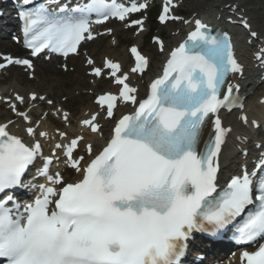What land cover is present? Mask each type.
<instances>
[{
  "label": "snow or ice",
  "instance_id": "obj_1",
  "mask_svg": "<svg viewBox=\"0 0 264 264\" xmlns=\"http://www.w3.org/2000/svg\"><path fill=\"white\" fill-rule=\"evenodd\" d=\"M146 7L90 0L51 12L41 6L22 13L21 18L26 34L38 33V42L35 35L28 42L33 55L45 48L68 55L77 52L81 41L93 38V14L99 24L109 16L124 20L128 13ZM169 11L165 6L159 17L162 23L182 19ZM183 22L194 23V30L171 52L162 77L151 83L147 99L116 122L106 147L86 167L81 165L83 157L74 156L83 136L55 145L63 151L68 167L83 172L81 180L68 182L59 171L51 174L53 161L48 157L40 172L47 184L39 185L40 196L34 203L23 213L16 206L13 217L12 209L5 206L11 198L0 201V259L7 264H179L184 242L193 232L214 235L241 216L245 219L235 229L236 242L264 239V158L252 171L244 168L218 190L219 156L230 131L222 126L218 113L236 105L233 93L238 86L226 80L229 73H242V67L228 33L213 34L200 19ZM240 22L250 28L246 20ZM157 42L163 51L162 42ZM131 52L137 61L132 72L143 73L147 58L135 47ZM257 59L264 62V49ZM14 62L32 66L28 60ZM105 67L122 86L118 96L98 97L111 118L118 100L137 104L138 90L126 82L127 73L117 76L119 64L106 61ZM93 73L100 76L101 69L94 68ZM31 98L36 99L35 94ZM16 99L24 101L19 95ZM12 108L16 110L14 104ZM213 114L214 133L203 141V125ZM18 115L28 119L25 113ZM82 124L93 133L101 130L96 114ZM27 132L35 135L32 127ZM86 147L91 155L92 145ZM39 155V141L29 146L11 135L7 125H0V193L25 186L26 169ZM240 259L242 264H264V244L254 252L243 251Z\"/></svg>",
  "mask_w": 264,
  "mask_h": 264
},
{
  "label": "bare ground",
  "instance_id": "obj_2",
  "mask_svg": "<svg viewBox=\"0 0 264 264\" xmlns=\"http://www.w3.org/2000/svg\"><path fill=\"white\" fill-rule=\"evenodd\" d=\"M210 2L209 4L210 9L208 12H206L204 15L207 16V18H211L213 15V19L216 22L221 21L222 19V13H214L215 10L226 6H237L240 9H243V12L246 11V13L249 16V21L247 22L250 25V28L246 29L243 24L240 25L239 21L236 22L235 26L240 25L243 32H241L240 35H238L242 40H244V44L242 45L243 52L250 57L251 53L254 51L255 53L260 52L261 49H264V0H225L221 3H219V0H190L187 1V9L189 10L186 14V19L188 21L194 22V16L196 12L201 9V2ZM170 11L169 13L175 11V7H172L170 5L169 7ZM230 10V9H229ZM258 11V13H256ZM224 13L228 12V10H224ZM214 13V14H213ZM258 14V15H255ZM220 16V19L218 17ZM262 16V17H261ZM166 22V21H165ZM163 22V24L165 23ZM194 23H189V26H191ZM221 25L220 23H218ZM188 26V27H189ZM188 27H182L180 24H178L177 28L171 31V33L165 32L164 38L169 37V43L175 42L179 40V36L183 32V30L188 29ZM123 31H119V33H122ZM251 32H256L257 35L255 37H252L250 35ZM119 33L114 31L112 35L116 37V39L119 36ZM159 33V32H158ZM146 32L143 28L142 24L137 25V30L135 34L136 41L134 42L133 47H135L138 51H142L141 44L139 43V40H143ZM249 42V44L247 43ZM104 50H102L101 47L98 45H93L90 49L89 58L86 59V66H91L93 70L94 68H99L97 66L98 62L100 61V58L102 55L109 61L113 63H117L120 66V71L117 72V76H120L124 73H127L129 76L130 85L137 88L136 98L137 100L141 99L145 95V91L143 88V82L141 79H136V77L131 73V71L128 69L129 66L127 65L129 58L125 53L121 51H116V47L112 44V42H108L106 46H103ZM165 48V46H164ZM17 47L10 42L6 41H0V52L4 54H10L13 57H17V53L15 50ZM154 55L150 52L148 53V50L146 53H148L147 58L150 63V70L153 69L155 64H160L161 62V55L163 54V51L159 54L157 52L158 49L153 48ZM112 51V52H108ZM2 56V55H0ZM145 56V55H144ZM75 58H72L71 60H74ZM92 60L93 63L89 64L88 61ZM242 62L244 63V69H242V73H238L236 77H240L243 80V82H247L248 78L251 76V67L252 65L246 60L243 59ZM54 66V69H53ZM36 75L38 77V80L35 83L36 88L34 89L32 82H26L23 79L22 74L20 71L16 68H11V79L12 82L8 84L7 88H2L0 90V98L2 100L5 99H11V103L7 106L10 110L13 109L12 105L14 104L17 107V104H15L16 97L22 96L24 97V101L28 103V107L25 108V113L28 118H31V116H34L35 118L43 117V120L47 123L48 126H51V129H49L47 132H45L42 129H39V126L33 125L28 126L32 127L35 130V135H29L27 132V126H25V132H19L16 131L15 128L19 126L18 119L21 118V115H17V118H7L5 120L0 119V125H7V131L11 135H15L21 138V140L31 146L36 141H39L42 146V151L46 152L51 155L48 151V148H51L55 152V160H56V169L57 171L61 172V174L64 176L65 173H69L72 175L73 179H69L64 176V178L68 182H76L79 179V176L81 175V172H77L74 169H71L68 167L64 160H62L59 156L58 151H62L61 149H56V144H68L69 141L72 139L83 136L84 139L78 144V147L76 151L74 152V156L76 157H83L84 159L81 161V165L85 167L86 163L93 157L95 154L101 149L103 145V138H104V128L111 127V121H107L106 119H101V111L98 109V107L94 104L90 103V98L84 97L85 93L84 91L88 88H86V84L90 85L89 89H92L95 91L96 89H99L100 83H96L95 79H90L91 81L87 82V79H83L81 77V70L82 66L80 64L73 63L71 65H65L64 68H59L53 65V63H44L42 61L36 62ZM157 67V65H156ZM102 66L100 67V69ZM90 70V71H91ZM75 71V73H73ZM104 72V69H101V73ZM108 74V73H106ZM54 75H63L62 77L58 79H53ZM102 75V74H101ZM98 77V76H97ZM116 78L113 77L110 79L111 86L109 89L115 90V86L117 83L115 82ZM22 84H26V86L21 87ZM246 93V98L249 101V105L247 107H243L237 116L234 115H228L226 118L220 119L222 122V126L226 129H229L225 142L222 145V151L219 157V165H220V172H219V178L222 177V175L226 172H229L230 174L235 173L233 171L235 167V160H237V157L234 156L235 154L231 152L229 149V146L234 145V141L243 139L242 136H239L237 133H243L245 136H248L245 134V127H242L245 122L252 121L253 119H256L259 121V123H264V106H260L257 103H261L263 101V94H255V91L253 93H249L248 91ZM37 94L36 98H38L39 94L47 95V99H50L52 101L51 104L43 103L42 105V112L39 113L35 107L39 106L40 104H37V101L30 102L29 96ZM131 106H128L127 108H130ZM65 112H69L71 114V119L73 120L75 116L78 114L80 115L81 119L80 121H83L85 119H90V117L93 114L97 115V119L99 120L98 124L101 128L100 132H97L95 135H91L89 133L85 134H78L76 132H72L66 129V127L70 126V120H66L64 117ZM118 112V111H117ZM123 113L118 114L117 118L121 116ZM233 116V117H231ZM243 117H247V120L245 121ZM22 119L24 120V117L22 116ZM116 120V119H115ZM113 120V121H115ZM11 122V123H9ZM83 125V124H82ZM61 126H63V129H61ZM22 128V127H21ZM82 129L84 130L83 126ZM87 130V128H85ZM46 133L47 135L41 136L40 133ZM60 133H65L66 135L62 137ZM91 144L92 145V153L91 155L87 151L86 145ZM206 248L210 249L212 251L211 256H215L218 252L217 247H210L206 246ZM220 252V251H219Z\"/></svg>",
  "mask_w": 264,
  "mask_h": 264
},
{
  "label": "rangeland",
  "instance_id": "obj_3",
  "mask_svg": "<svg viewBox=\"0 0 264 264\" xmlns=\"http://www.w3.org/2000/svg\"><path fill=\"white\" fill-rule=\"evenodd\" d=\"M186 1H190V0H183V6L181 7L183 10H185L186 9V11H185V13H187L189 10L187 9V3H186ZM206 5V4H205ZM206 7H208V6H203L202 7V9H204V8H206ZM201 9V10H202ZM186 16V15H185ZM172 28H175V27H172ZM149 37V35L145 38V41H144V46L146 47L147 46V48H149L150 46L148 45V43H147V38ZM108 41L107 40H105V39H101L100 41H98L97 43L100 45V46H104V45H106V43H107ZM132 44V38L130 37V35H129V33H125V34H123V36H122V39H121V42H120V46H119V48L116 50V51H121V52H123L124 50H125V46H130ZM102 50H103V48H102ZM150 50V49H149ZM152 53H153V50H150ZM108 52H112V51H108ZM83 59L82 58H78L77 60H76V62L77 63H79V64H82L81 63V61H82ZM73 73H75V72H73ZM9 74L10 73H6V75L0 80V89L1 88H3V87H7V85H8V83L9 82H11V79H10V76H9ZM87 74H88V71H86V69L85 68H82V71H81V77L82 78H84V79H87ZM22 75L24 76V79H28L27 78V76H26V74H24V73H22ZM35 76H34V79L33 80H27L26 82H32V83H35L34 81H36L37 80V76H36V74H34ZM61 76H59V75H54L53 76V79L55 80V79H58V78H60ZM34 86V85H33ZM21 87H23V85L21 86ZM34 88H35V86H34ZM86 88H87V84H86ZM89 91L90 90H85L84 91V97H89L90 99L92 98V94L91 95H89L88 93H89ZM100 91H102V89L101 90H99V92ZM92 92V91H91ZM93 93H96V92H93ZM7 105L8 104H3L2 106H0V119L1 120H5V119H7V118H10L11 117V111L12 112H14L13 110H11V111H9L8 109H7ZM22 110V106H20L19 108H17L15 111H21ZM79 117V115L78 116H75V120H70V122H71V126H72V128L73 129H75V131H79V124H78V122H77V118ZM38 122H37V120L36 119H30V120H27V125L28 126H31V125H33V124H37ZM42 127H45V123H42V125H41Z\"/></svg>",
  "mask_w": 264,
  "mask_h": 264
}]
</instances>
